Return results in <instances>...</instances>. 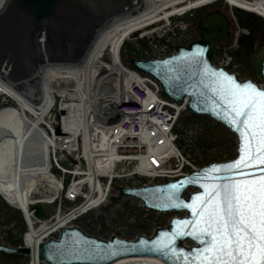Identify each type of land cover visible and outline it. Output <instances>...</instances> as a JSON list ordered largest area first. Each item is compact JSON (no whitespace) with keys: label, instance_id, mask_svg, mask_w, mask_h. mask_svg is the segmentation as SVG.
Here are the masks:
<instances>
[{"label":"water","instance_id":"95a60500","mask_svg":"<svg viewBox=\"0 0 264 264\" xmlns=\"http://www.w3.org/2000/svg\"><path fill=\"white\" fill-rule=\"evenodd\" d=\"M126 1V0H125ZM124 0H9V5L3 14H0V64L11 63L15 69V54L10 51L13 44L21 46L23 40L19 32L29 26L26 44L36 43L39 38L46 35V49L54 52L58 46L57 32L64 31L67 23L80 24L82 22L95 26L107 17L122 13L129 2ZM128 2V4H127ZM232 22L229 16L219 9L207 10L198 20L199 38L186 45H176L173 55L164 59H142L129 57L128 61L140 74L154 79L161 86L164 97L180 103H186L187 109L193 115L209 116L218 123L223 124L236 135L237 157L222 163H211L198 172L178 180L164 184L147 185L139 188L119 187L122 196L133 197L143 202L144 209L160 213L186 212L185 217H173L166 227H159L150 237L139 235L134 240H127L113 235L110 239L91 236L78 226H67L60 230L58 238H50L38 246V258L45 264H110L118 259L132 256H156L167 264H185L178 255H172L160 250L162 242L180 227L181 222L192 220L194 217L189 209L172 206L175 201L166 197L172 192V186L181 184L178 192L180 204H191L193 197L204 194L201 184L210 181L200 180L190 183L198 176H203L214 167L224 168L240 157L241 132L228 116L226 102L222 99L218 86L225 79L235 81L241 87L251 85L257 91H264L252 79H241L235 72L228 71L214 64L217 48L230 39ZM76 29V27L74 28ZM72 29L73 31H75ZM19 33V34H18ZM91 37L88 30V38ZM57 41V44L55 43ZM86 41V40H85ZM83 42L82 52L86 42ZM60 45V44H59ZM85 46V47H84ZM52 49V50H51ZM80 50V51H81ZM69 49H64V60L70 61ZM252 65L258 79L264 83V42L261 43L252 55ZM175 77V78H174ZM65 114V111H61ZM58 134H61L58 131ZM70 159L74 164L80 163ZM258 173V169H249ZM220 176L232 175L226 172ZM223 183L225 181H218ZM195 188L196 191L184 195L185 191ZM33 215L39 220L50 218L45 206L37 201L31 205ZM191 242L193 245L186 246ZM206 245L200 244L191 237L177 239L175 248L185 256L194 254L197 249ZM0 253L5 255H26L31 251L28 247H13L0 243Z\"/></svg>","mask_w":264,"mask_h":264},{"label":"bare ground","instance_id":"6f19581e","mask_svg":"<svg viewBox=\"0 0 264 264\" xmlns=\"http://www.w3.org/2000/svg\"><path fill=\"white\" fill-rule=\"evenodd\" d=\"M214 0H135L122 13L107 17L95 26L82 22L76 26L81 36H86V47L70 61L64 60V43L56 52L46 49V35L36 43L31 66L17 74L11 63L0 64V95H6L15 105L0 108V195L11 206L21 210L28 223L25 245L31 251L32 264H45L38 258V246L53 233L73 225L77 217L90 206L85 203L56 218L39 220L31 211L37 201L52 204L59 194L60 183L52 175L50 153L53 144L46 138L42 122L52 112L59 98L61 111L79 114L80 130L87 131L90 122L116 120L117 108L111 105L98 110L102 95L108 85L118 90L133 70L124 65L121 52L126 41L136 32H143L160 21L182 11H190L212 3ZM244 0H227L237 7L252 10ZM9 0H0V14L7 10ZM88 30L91 37L88 38ZM57 44V41L55 42ZM63 52V53H62ZM108 55L110 62L105 60ZM106 68L102 75L101 67ZM126 89V88H125ZM72 93H71V92ZM75 107L77 110H75ZM81 109L83 118L81 115ZM64 140V113L60 116ZM53 139L51 138V141ZM98 171L90 170L89 179L97 182ZM47 183V184H46ZM83 183V182H82ZM79 182L76 189L82 187ZM54 191L48 193L46 186ZM102 194V198H103ZM110 264H167L156 256H132Z\"/></svg>","mask_w":264,"mask_h":264},{"label":"rangeland","instance_id":"374dc122","mask_svg":"<svg viewBox=\"0 0 264 264\" xmlns=\"http://www.w3.org/2000/svg\"><path fill=\"white\" fill-rule=\"evenodd\" d=\"M126 1L130 4L135 0ZM213 9H219L228 15L231 11V8L227 3L219 1L205 7L204 9H197L189 12L184 17L175 16L170 21H160L154 27H149L143 32H136L126 41L122 48L121 57L124 65L133 70L128 61L129 57L147 59L157 55H167L173 52L174 43L177 44V42H180L182 45H186L189 41L198 39L200 33L198 29V20L207 10ZM233 11L237 16L238 24L242 27L244 32H242L239 37L237 47H231L233 40L218 46L216 51L217 61L220 63H232L231 68L241 79H252L261 87H264V83L258 79L252 65V55L257 47L264 42V19L255 14L249 13L253 18L257 19V21L262 22V24H258L255 31L253 25L247 26L243 24L242 17L246 16V13L248 12L243 10L238 11L236 8H234ZM231 21L233 22V20ZM75 24L76 23L74 22L67 23L64 25V31L59 29L56 36L59 44L61 45L64 43V49H69L70 58L80 52L83 42L86 40L85 35L81 36V34L79 35L75 32L76 29L74 28L79 25ZM168 25L172 26L168 28ZM163 26L167 27L164 28V31H168V35L163 40H157L156 36L152 34V32H154L153 29L159 30ZM29 29L28 26L20 31V34L18 33L23 39L21 41V46L17 47V45L13 44L10 48V51L16 55L14 70L17 74H21V72L30 69L31 59H33L32 57L34 56L33 50L26 44V37L29 36L27 34L30 33ZM173 31H181L182 33V36L177 41L171 38L173 36ZM235 32L236 29L233 27V38ZM145 34L146 37L141 38ZM147 39H151L152 41L148 42ZM56 49V47L53 49L54 52H56ZM226 54L228 56H226ZM105 60L110 62L108 55L105 56ZM101 73L102 75L106 73V68L104 66L101 67ZM7 105L14 106L15 103L8 96L0 95V108ZM60 107L61 101L58 98L52 112L44 121L46 125H49V127H53L58 131L63 127L60 122V116L62 114ZM176 132L179 136V148L182 150L185 157L195 165L197 169L203 168L214 162L222 163L233 160L238 155V141L236 135L231 133L223 124L216 122L209 116L199 117L195 115L193 116L189 111L184 112L180 117ZM58 158L61 167L64 169V153L60 152ZM63 169L57 168L54 164L51 172L60 183L57 199L52 204H44L51 218H56L59 214L68 213L75 207H79V204H81L80 202L79 204L74 205L66 201L64 195L67 189V181L69 179L67 178L64 185ZM161 182L166 181H153L155 184ZM114 187L117 188V185L115 186L114 184ZM46 190H48V193L54 191L49 184L46 186ZM194 191H196V189L191 188L184 195L186 196L188 193ZM112 194L114 195L109 204L91 210L85 214H80L73 222V225L80 227L91 236L100 237L102 239H110L113 235H117L122 239L134 240L141 234L148 237L152 236L157 228L166 227L170 219L173 217L182 218L186 216V212L184 211L171 213L148 211L144 209L143 203L139 199L119 195L115 190L112 191ZM20 217L23 218L24 228ZM28 230V223L24 213L18 208L11 206L0 195V243L13 247L24 246L25 236L28 233ZM58 236L59 232L51 234L49 238H58ZM191 245H193V243H186V246L188 247ZM0 264H32V261L30 256L5 255L0 253Z\"/></svg>","mask_w":264,"mask_h":264},{"label":"built area","instance_id":"2783aa9c","mask_svg":"<svg viewBox=\"0 0 264 264\" xmlns=\"http://www.w3.org/2000/svg\"><path fill=\"white\" fill-rule=\"evenodd\" d=\"M219 1H224L231 8L230 16L236 29L231 47L235 48L244 31L238 24L233 9H241L264 19V0H244L245 3L254 4L252 10L237 7L227 0H214L205 6L179 12L170 20L175 16L184 17L189 12ZM171 26L168 25V28ZM164 28L167 27L153 29L152 34H156L157 40H163L168 35ZM172 33L171 38L175 41L182 36L181 31ZM150 41L152 40L148 42ZM217 64L231 68L232 63L217 61ZM124 86L126 89L121 82L116 90L108 85L109 89L102 95V102L96 103L98 110H104L111 105L117 108L119 117L116 120L111 117L105 118L107 122L96 120L94 123L92 120L87 131L80 130L79 114L64 109V140L55 136V128L49 125L44 128L46 138L53 144L50 153L53 161L51 169L54 164L63 169L58 157L60 152L64 153V185L67 178L69 179L64 197L74 205L80 202V206L89 204L85 213L109 204L114 195L113 190L120 195V186L137 188L155 184V180L173 181L198 170L178 146L179 136L176 130L180 117L187 111L186 105L165 98L157 82L134 71L127 76ZM81 115L83 118L82 109ZM70 157L80 165L74 164ZM92 168L98 171L96 183L89 179ZM79 182L83 183L77 190L76 184Z\"/></svg>","mask_w":264,"mask_h":264},{"label":"snow or ice","instance_id":"6c2138e0","mask_svg":"<svg viewBox=\"0 0 264 264\" xmlns=\"http://www.w3.org/2000/svg\"><path fill=\"white\" fill-rule=\"evenodd\" d=\"M218 91L241 132L240 157L190 181H210L201 184L204 194L193 197L191 204L179 203L184 182L172 186L166 199L175 201L172 206L189 209L194 219L181 222L160 250L178 255L185 264H264V91L228 79ZM222 172L232 175L220 176ZM186 236L206 246L190 256L178 253L175 242Z\"/></svg>","mask_w":264,"mask_h":264},{"label":"trees","instance_id":"16d2710c","mask_svg":"<svg viewBox=\"0 0 264 264\" xmlns=\"http://www.w3.org/2000/svg\"><path fill=\"white\" fill-rule=\"evenodd\" d=\"M239 11V10H238ZM242 21H243V24L244 25H247V26H252L253 25V28H254V30L256 31V29H257V27H258V24L260 25V24H262V22H260V21H257V19H255V18H253V16L252 15H250L249 13H246V16H243L242 17ZM258 22V23H257ZM257 23V24H256ZM259 28H260V26H259ZM129 64V63H128ZM131 68H133L132 66H130ZM194 116V115H193ZM21 218V222H22V226H23V228L25 227L24 226V222H23V218L22 217H20Z\"/></svg>","mask_w":264,"mask_h":264}]
</instances>
